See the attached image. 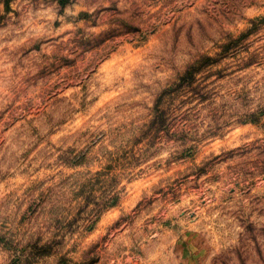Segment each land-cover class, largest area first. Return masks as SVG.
<instances>
[{"label": "rangeland", "instance_id": "rangeland-1", "mask_svg": "<svg viewBox=\"0 0 264 264\" xmlns=\"http://www.w3.org/2000/svg\"><path fill=\"white\" fill-rule=\"evenodd\" d=\"M21 24L0 264H264V0H0Z\"/></svg>", "mask_w": 264, "mask_h": 264}, {"label": "clouds", "instance_id": "clouds-1", "mask_svg": "<svg viewBox=\"0 0 264 264\" xmlns=\"http://www.w3.org/2000/svg\"><path fill=\"white\" fill-rule=\"evenodd\" d=\"M24 3L26 4L27 0H24ZM48 18L51 19L52 17ZM68 27H71V25ZM31 35V31L25 29L23 24L18 28L0 30V95H7L8 80L5 74V66H11L14 62L12 59L13 53L20 47L23 40ZM164 155L167 156L168 153L165 152ZM246 204V200L241 203L238 199L231 205H222L219 211L214 210L215 216L213 218L216 221V233L218 235L219 246H229L236 243L237 233L241 229L237 228L233 220L229 219V217L232 215V209L242 207ZM261 242L264 243V238H262Z\"/></svg>", "mask_w": 264, "mask_h": 264}]
</instances>
